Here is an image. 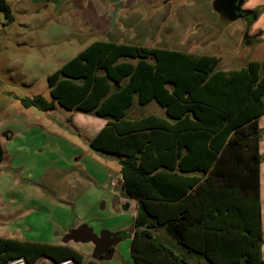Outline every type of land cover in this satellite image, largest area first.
I'll return each mask as SVG.
<instances>
[{
  "label": "trees",
  "instance_id": "obj_1",
  "mask_svg": "<svg viewBox=\"0 0 264 264\" xmlns=\"http://www.w3.org/2000/svg\"><path fill=\"white\" fill-rule=\"evenodd\" d=\"M0 12L14 21L7 0ZM219 65L216 56L99 40L49 76L52 101L19 99L26 109L60 105L106 121L89 146L119 157L121 187L137 203L129 234L135 264H264V62ZM135 102H155L165 116L132 117ZM4 157L0 141V164ZM20 258L103 264L69 244L0 237V264Z\"/></svg>",
  "mask_w": 264,
  "mask_h": 264
},
{
  "label": "rangeland",
  "instance_id": "obj_2",
  "mask_svg": "<svg viewBox=\"0 0 264 264\" xmlns=\"http://www.w3.org/2000/svg\"><path fill=\"white\" fill-rule=\"evenodd\" d=\"M7 2L14 21L7 23L0 12V139L6 156L0 164V236L17 228L15 238L64 244V235L85 223L96 234L124 233L116 254L103 264H135L129 234L137 203L131 200L129 210L123 209L124 199L114 206L124 193L121 184L112 186L121 180L119 157L89 146L105 120L60 105L49 112L26 109L19 99L43 95L52 101L49 76L99 40L213 53L223 70L264 62V34L250 33L255 24L264 29V0H245L244 9L257 10L258 20L247 16L235 22L213 9L214 0H120V17L113 16L107 0ZM209 3L218 18L214 23ZM162 110L155 102L145 107L135 102L130 116L164 115ZM262 139L264 152V125ZM69 245L92 259L93 244Z\"/></svg>",
  "mask_w": 264,
  "mask_h": 264
},
{
  "label": "water",
  "instance_id": "obj_3",
  "mask_svg": "<svg viewBox=\"0 0 264 264\" xmlns=\"http://www.w3.org/2000/svg\"><path fill=\"white\" fill-rule=\"evenodd\" d=\"M245 0H214L213 9L229 22H235L243 19L246 15L253 14V10L244 9ZM127 200L122 204L124 210H129L130 201L133 196L128 192H124L115 197L114 206L120 205L121 200ZM123 240L121 232H110L103 230L96 234L94 229L88 224H80L79 226L67 232L63 238L64 244L80 243L93 244L94 251L92 259L98 262L110 261L115 254V247Z\"/></svg>",
  "mask_w": 264,
  "mask_h": 264
},
{
  "label": "crops",
  "instance_id": "obj_4",
  "mask_svg": "<svg viewBox=\"0 0 264 264\" xmlns=\"http://www.w3.org/2000/svg\"><path fill=\"white\" fill-rule=\"evenodd\" d=\"M119 1L120 0H107V4L108 5H110V7H112L113 8V11H112V14H113V16L115 15V17H120L121 16V12H122V10L119 8L120 7V4H119ZM121 1H124V0H121ZM261 6H263V5H261ZM115 10H119V12H117V11H115ZM207 12H210V3L207 5V10H206ZM104 14V12H98V15H103ZM210 14H211V12H210ZM263 15L264 14H262L261 16H260V19L263 17ZM211 16H212V18H213V20H210V21H212V23H214L215 21H217L218 20V18H216L217 16H214L213 14H211ZM109 25H112V27L115 25V20L113 19V18H111V20H110V22H109ZM91 31V30H90ZM256 31H259V32H256ZM262 31L264 32V29H261V26H256V24L255 25H252V27H251V30H250V33H251V36H253V35H256V34H260L261 33V36H263V34L264 33H262ZM100 32V31H99ZM205 33H207V34H209L210 33V30L209 29H207L206 31H205ZM255 33V34H254ZM103 41H107V40H103ZM110 42H114V43H118V44H125L124 42H122V41H110ZM261 44V43H260ZM127 45V44H126ZM152 48H154V47H152ZM160 49H170V50H174L173 48H170V46H166V48H160ZM178 51H182V52H187V53H191L190 51H185L184 49H182V48H178L177 49ZM203 55H210V56H216V55H214L213 53H204ZM217 57V56H216ZM219 58V57H218ZM163 112H164V115H159V116H165V111H164V109L162 110ZM264 120V117H262L261 119H260V127L261 128H263V125L264 124H262V126H261V123H262V121ZM105 123H106V121L104 122V123H102L101 125H100V127L98 128V131H100L101 130V128H103L104 127V125H105ZM264 123V122H263ZM7 139H8V136H7ZM263 140V139H262ZM0 141H1V143H2V140L0 139ZM3 145V144H2ZM262 145H263V142L261 141V143H260V151H261V154H263L264 152H263V148H261L262 147ZM5 158H6V156L4 157V160H3V162L5 161ZM261 200H262V222H263V236H264V156H262V164H261ZM17 230V228L15 229V230H11V231H8V233H5L4 235H1L0 237H2V238H9V239H19V238H15L14 236H12L11 234H14L13 232L14 231H16ZM18 232V231H17ZM16 232V233H17ZM162 235L166 238V236H165V234H163V232H162ZM65 236V235H64ZM19 240H25V239H19ZM116 254V253H115ZM114 254V255H115ZM262 254H263V258H264V244H263V247H262Z\"/></svg>",
  "mask_w": 264,
  "mask_h": 264
},
{
  "label": "built area",
  "instance_id": "obj_5",
  "mask_svg": "<svg viewBox=\"0 0 264 264\" xmlns=\"http://www.w3.org/2000/svg\"><path fill=\"white\" fill-rule=\"evenodd\" d=\"M123 180L121 179L120 181L118 180H113L112 181V186H117L122 184ZM9 264H28L24 258L16 259L14 261H11ZM59 264H77L74 260L68 259L60 262Z\"/></svg>",
  "mask_w": 264,
  "mask_h": 264
},
{
  "label": "flooded vegetation",
  "instance_id": "obj_6",
  "mask_svg": "<svg viewBox=\"0 0 264 264\" xmlns=\"http://www.w3.org/2000/svg\"><path fill=\"white\" fill-rule=\"evenodd\" d=\"M244 8V7H243Z\"/></svg>",
  "mask_w": 264,
  "mask_h": 264
}]
</instances>
